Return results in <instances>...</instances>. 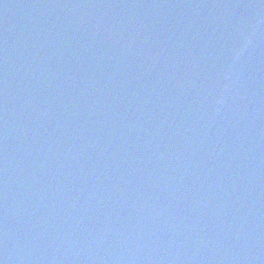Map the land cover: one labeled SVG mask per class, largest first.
<instances>
[{"label":"water","instance_id":"water-1","mask_svg":"<svg viewBox=\"0 0 264 264\" xmlns=\"http://www.w3.org/2000/svg\"><path fill=\"white\" fill-rule=\"evenodd\" d=\"M0 264H264V0H0Z\"/></svg>","mask_w":264,"mask_h":264}]
</instances>
